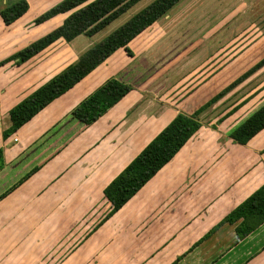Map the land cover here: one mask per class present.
<instances>
[{
	"label": "crops",
	"instance_id": "crops-1",
	"mask_svg": "<svg viewBox=\"0 0 264 264\" xmlns=\"http://www.w3.org/2000/svg\"><path fill=\"white\" fill-rule=\"evenodd\" d=\"M67 14L16 31L10 45L19 46L12 53ZM96 34H80L87 43L76 41L80 35L60 38L22 63L0 65V264H264V222L241 239L227 223L210 232L264 182V129L246 144L222 132L264 103L251 107L252 94L221 114L213 128L201 123L106 219L104 187L180 112L169 99L173 88L163 89L169 79L130 82L132 55L119 48L3 138L9 110L96 43ZM109 81L119 83L111 93L102 88ZM123 85L128 89L118 92Z\"/></svg>",
	"mask_w": 264,
	"mask_h": 264
},
{
	"label": "trees",
	"instance_id": "trees-1",
	"mask_svg": "<svg viewBox=\"0 0 264 264\" xmlns=\"http://www.w3.org/2000/svg\"><path fill=\"white\" fill-rule=\"evenodd\" d=\"M138 1L140 0H59L37 15L33 23L40 24L57 14L67 12L68 14L62 22L47 31L44 35L0 60V65L9 61H14L17 64L22 63L60 38L68 42L80 34L89 37L93 36L115 19L117 20ZM178 1L180 0H152L101 40L81 53L74 62L69 63L61 71L19 101L8 112L10 125L3 130V138H7L13 134L43 107L74 86L117 49L123 48L128 55H132V51L127 44L147 27L164 16ZM28 9L29 3L27 0L5 2L0 8V20L4 26L12 25L17 19L25 15ZM262 65H264V57L201 104L194 112L177 113L104 187L103 195L110 203V209L103 219L110 217L119 210L199 130L202 126L199 120L201 111L216 102L228 90L246 79ZM118 84L115 81H109L102 88L111 93ZM122 87L128 89L127 85H123L117 88L118 92L122 91ZM221 119L219 118L217 123ZM262 129H264V103L238 125L232 127L228 136L234 143L246 144ZM3 164V151L0 148V169L3 167ZM263 222L264 182L232 208L213 226L210 232L220 225L227 223L234 226L235 234L241 239L259 227Z\"/></svg>",
	"mask_w": 264,
	"mask_h": 264
},
{
	"label": "rangeland",
	"instance_id": "rangeland-1",
	"mask_svg": "<svg viewBox=\"0 0 264 264\" xmlns=\"http://www.w3.org/2000/svg\"><path fill=\"white\" fill-rule=\"evenodd\" d=\"M11 1L0 0V8ZM27 1L28 11L12 28L2 26L0 20V60L19 46L10 45L17 39L16 31L33 27L32 17L59 0ZM151 1H138L92 40L98 42ZM136 38L130 45L133 53L129 61L134 80H128L144 85L152 79H169L163 86L165 90L173 88L169 99L178 103L180 112L191 113L264 57V0H180ZM76 41L87 43L90 39L80 35ZM247 94H252L251 107L264 101V65L201 113V123L213 128V122ZM5 122H9L8 114ZM222 128L228 135L230 128ZM193 195L197 200L200 197L199 201L203 198L202 194ZM178 210L182 211L180 206Z\"/></svg>",
	"mask_w": 264,
	"mask_h": 264
}]
</instances>
